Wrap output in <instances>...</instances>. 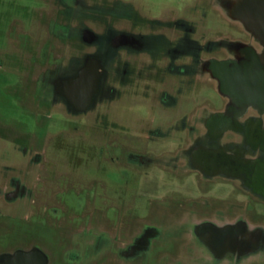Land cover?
I'll return each instance as SVG.
<instances>
[{"label": "flooded vegetation", "instance_id": "af4514ba", "mask_svg": "<svg viewBox=\"0 0 264 264\" xmlns=\"http://www.w3.org/2000/svg\"><path fill=\"white\" fill-rule=\"evenodd\" d=\"M113 2L107 15L114 22L96 33L92 23L76 22L94 9L87 0H58L62 11L50 31L72 41L81 35L96 51L88 52L74 73L42 89L43 97H62L74 112L88 109L97 97L116 100L118 113L123 101H142L143 111L126 108L123 113L132 116L119 115L120 141L139 136L126 122L143 119L147 135L168 143L118 145L115 167L121 172L123 166L134 171L155 164L173 176L165 191L151 197L148 216L140 217L122 192L107 190L108 178L123 183L110 176L105 145L99 151L105 204L100 216H87L89 225L95 218L101 227L86 228L84 251L63 239L62 211L56 207L57 222L38 225L36 240H10L0 250V264H264V104L240 103L221 90L217 77L226 60L244 59L245 68H264V0ZM222 20L233 27V35L218 33ZM212 31L218 34L204 41ZM114 52L120 55L113 73L116 88L107 72ZM206 73L210 78L203 77ZM206 82L207 90L201 85ZM200 100L213 105H194ZM159 107L168 112L158 114ZM9 183L5 199L26 194L19 180ZM3 217L12 224L11 215L0 212Z\"/></svg>", "mask_w": 264, "mask_h": 264}, {"label": "rangeland", "instance_id": "374dc122", "mask_svg": "<svg viewBox=\"0 0 264 264\" xmlns=\"http://www.w3.org/2000/svg\"><path fill=\"white\" fill-rule=\"evenodd\" d=\"M87 1L94 9L83 12L85 17L77 18L76 22L79 25L90 22L94 31L100 33L102 25L114 22L107 12L115 2ZM57 2L0 0V212L11 215L13 220L11 225L6 222V217L0 220V250L5 249L10 240L17 243L36 240L40 233L38 225H54L57 222L54 208L60 207V225L65 227L61 231L63 239L74 243L72 249L84 251L82 242L88 238L86 228L95 224L101 227L95 218L89 225L87 216L92 213L100 216L105 204L102 185L106 184H102L104 173L101 171L104 158L99 152L105 145L109 150L110 176L124 184L108 178L107 190L113 194L122 192L125 204L138 209L140 217L148 216L154 207L151 197L165 191L166 180L173 176L155 164L134 171L123 166L121 172L115 167L117 162L113 157L118 145L157 147L168 143L165 137L147 135L144 129L148 125L143 119L125 124L128 128L138 129L137 139L125 136V142L120 141L117 134L122 125L119 115L132 116L129 111L123 113L126 108L143 111L146 108L142 101H123L118 113L116 100L107 102L105 98L97 97L88 109L74 112L62 97H43L42 89L49 90L53 81L74 73L85 55L96 51V46L82 40L81 35L72 41L59 38L50 31L62 11ZM222 23L218 33L233 35V27L227 21L222 20ZM216 33L207 34L209 37H204V41L213 39L212 35ZM217 54L206 53L204 59ZM119 56L114 52L107 61V72L112 73L108 83L115 88L117 80L113 73ZM203 77L210 78L207 73ZM201 85L205 90L211 86L207 82ZM190 92L193 93V89ZM202 101H195L194 105H210L206 100ZM156 104L159 105V101ZM157 109L161 115L168 112L167 108ZM154 117L155 113L149 120ZM175 120L174 117L173 122ZM156 150H160L159 147ZM13 178L26 186V194L7 200L3 195ZM90 253H94L93 249Z\"/></svg>", "mask_w": 264, "mask_h": 264}, {"label": "water", "instance_id": "95a60500", "mask_svg": "<svg viewBox=\"0 0 264 264\" xmlns=\"http://www.w3.org/2000/svg\"><path fill=\"white\" fill-rule=\"evenodd\" d=\"M245 61H221L217 70L221 90L239 97L240 103L264 104V68H245Z\"/></svg>", "mask_w": 264, "mask_h": 264}, {"label": "bare ground", "instance_id": "6f19581e", "mask_svg": "<svg viewBox=\"0 0 264 264\" xmlns=\"http://www.w3.org/2000/svg\"><path fill=\"white\" fill-rule=\"evenodd\" d=\"M209 114H211V113H209ZM249 114V113H248ZM245 115V114H244ZM246 116V115H245ZM244 116V117H245ZM202 117V116H201ZM246 118V117H245ZM207 119V118H206ZM246 120V119H245ZM208 133V132H207ZM240 135V134H239ZM240 137H241V135H240ZM239 138V137H238ZM219 140V139H218ZM240 143V142H239ZM249 152V151H248ZM94 231V230H93ZM192 235V234H191ZM1 258V257H0Z\"/></svg>", "mask_w": 264, "mask_h": 264}]
</instances>
